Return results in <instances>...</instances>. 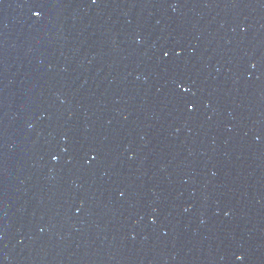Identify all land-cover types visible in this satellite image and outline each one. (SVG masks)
I'll return each mask as SVG.
<instances>
[{
    "label": "water",
    "instance_id": "obj_1",
    "mask_svg": "<svg viewBox=\"0 0 264 264\" xmlns=\"http://www.w3.org/2000/svg\"><path fill=\"white\" fill-rule=\"evenodd\" d=\"M263 249L264 0H0V264Z\"/></svg>",
    "mask_w": 264,
    "mask_h": 264
},
{
    "label": "snow or ice",
    "instance_id": "obj_2",
    "mask_svg": "<svg viewBox=\"0 0 264 264\" xmlns=\"http://www.w3.org/2000/svg\"><path fill=\"white\" fill-rule=\"evenodd\" d=\"M38 15V13H36Z\"/></svg>",
    "mask_w": 264,
    "mask_h": 264
}]
</instances>
